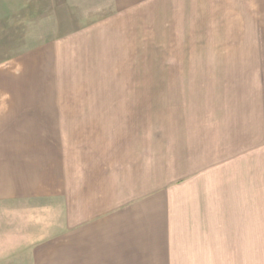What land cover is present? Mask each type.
Returning a JSON list of instances; mask_svg holds the SVG:
<instances>
[{
	"label": "crops",
	"instance_id": "0c3cea01",
	"mask_svg": "<svg viewBox=\"0 0 264 264\" xmlns=\"http://www.w3.org/2000/svg\"><path fill=\"white\" fill-rule=\"evenodd\" d=\"M24 1L35 21L53 22L56 37L20 56L21 72L0 75V98L8 100L0 103V214L18 220L17 211L24 220L28 210L30 224L42 225L30 229L37 240L20 256L30 264L216 262L220 225L234 232L246 223L247 160L259 163L260 175L264 164V0H246V91L230 103L246 120L237 125L220 119L227 108L216 91H200L211 95L207 103L195 91H162L161 102L148 106L117 102L114 91L103 102L105 93L85 86L75 70L107 63L103 49L122 42L115 27L140 6L152 25L155 15L192 0ZM62 81L98 91L89 93L97 102H20L26 91ZM231 192L239 193L237 205ZM240 234L232 237L243 240ZM21 241L0 254L19 250Z\"/></svg>",
	"mask_w": 264,
	"mask_h": 264
},
{
	"label": "rangeland",
	"instance_id": "374dc122",
	"mask_svg": "<svg viewBox=\"0 0 264 264\" xmlns=\"http://www.w3.org/2000/svg\"><path fill=\"white\" fill-rule=\"evenodd\" d=\"M172 8H166L169 13L165 16L155 15L151 25L150 18L146 20L142 13L145 10L140 6L138 15L127 16L121 28L115 27L112 35L117 40L121 38L122 42L120 47L103 49V58L108 62L98 64L93 71L85 64H76L78 76L85 86L99 88L105 93L100 97L103 102H111L109 94L114 91L118 94L117 102L143 106L161 102L162 91H195L202 94L204 103H207L211 102V95L206 96L200 91H216V97L222 98L218 103L224 102L223 108H227L223 114L219 111L220 119H233L236 125L242 123L246 118L230 103H234L237 91H246V62L240 58L246 55V0H192L185 7ZM164 17L167 19L165 24ZM35 19L33 13L28 14L24 0H0V75L21 72L24 66L18 61L19 57L56 37L51 20L44 23L40 17ZM111 56L121 64L112 65ZM69 71L73 77V69ZM57 82L52 81V86ZM62 83L59 87H48V91H26V97L21 96L20 102H24V98L27 103L97 102L89 93L98 91L72 88V83L77 81ZM11 99L19 102L18 95H12ZM7 101L0 98V103ZM229 133L230 130L228 136L225 134L227 142L231 138ZM247 162L246 223L235 225L234 232L232 227L220 225V238L212 243L218 252L213 264H264V164L260 175L259 163L253 167L251 159ZM227 166L232 171L235 169V173L239 168L234 164ZM235 178L232 190L239 189L238 176ZM219 179L228 178L219 176ZM231 197L237 205L239 193L231 192ZM15 212L18 220L12 218L10 221L11 214H0V252L4 246L8 249L7 244L14 240L27 243L17 245L19 250L11 248V253L0 254V264H30V256H20V253L30 250L37 240L30 239V229L42 227L30 224L33 213L28 215V210L27 222ZM240 231L245 238L234 239L232 235L237 236ZM21 236L24 238L20 239ZM204 249L213 251L212 245L206 248L204 244Z\"/></svg>",
	"mask_w": 264,
	"mask_h": 264
}]
</instances>
